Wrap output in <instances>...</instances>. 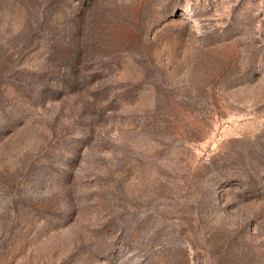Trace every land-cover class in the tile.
I'll use <instances>...</instances> for the list:
<instances>
[{
	"label": "rangeland",
	"instance_id": "374dc122",
	"mask_svg": "<svg viewBox=\"0 0 264 264\" xmlns=\"http://www.w3.org/2000/svg\"><path fill=\"white\" fill-rule=\"evenodd\" d=\"M0 264H264V0H0Z\"/></svg>",
	"mask_w": 264,
	"mask_h": 264
}]
</instances>
